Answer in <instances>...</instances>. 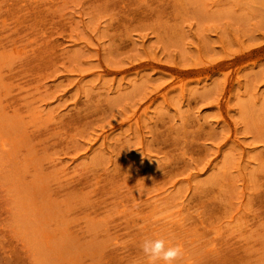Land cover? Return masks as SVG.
<instances>
[{
  "label": "rangeland",
  "instance_id": "374dc122",
  "mask_svg": "<svg viewBox=\"0 0 264 264\" xmlns=\"http://www.w3.org/2000/svg\"><path fill=\"white\" fill-rule=\"evenodd\" d=\"M146 238L264 264V0H0V264Z\"/></svg>",
  "mask_w": 264,
  "mask_h": 264
},
{
  "label": "clouds",
  "instance_id": "9594fccd",
  "mask_svg": "<svg viewBox=\"0 0 264 264\" xmlns=\"http://www.w3.org/2000/svg\"><path fill=\"white\" fill-rule=\"evenodd\" d=\"M140 250L147 264H177L185 255L182 245H173L164 238H146L140 243Z\"/></svg>",
  "mask_w": 264,
  "mask_h": 264
}]
</instances>
